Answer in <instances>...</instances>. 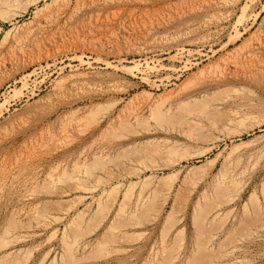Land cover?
Returning <instances> with one entry per match:
<instances>
[{
	"label": "rangeland",
	"instance_id": "rangeland-1",
	"mask_svg": "<svg viewBox=\"0 0 264 264\" xmlns=\"http://www.w3.org/2000/svg\"><path fill=\"white\" fill-rule=\"evenodd\" d=\"M0 264H264V0H0Z\"/></svg>",
	"mask_w": 264,
	"mask_h": 264
},
{
	"label": "bare ground",
	"instance_id": "bare-ground-1",
	"mask_svg": "<svg viewBox=\"0 0 264 264\" xmlns=\"http://www.w3.org/2000/svg\"><path fill=\"white\" fill-rule=\"evenodd\" d=\"M168 151H170V150H168ZM208 217V216H207Z\"/></svg>",
	"mask_w": 264,
	"mask_h": 264
}]
</instances>
